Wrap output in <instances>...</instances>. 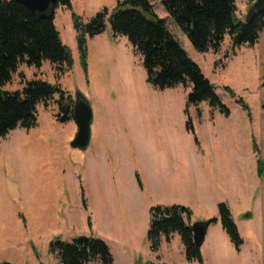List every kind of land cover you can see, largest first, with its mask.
I'll use <instances>...</instances> for the list:
<instances>
[{"label": "rangeland", "instance_id": "obj_1", "mask_svg": "<svg viewBox=\"0 0 264 264\" xmlns=\"http://www.w3.org/2000/svg\"><path fill=\"white\" fill-rule=\"evenodd\" d=\"M117 1L124 0L57 5L53 23L71 52L72 67L57 75L46 61L39 68L23 64L3 88L20 90L25 81L38 79L57 85L73 101L80 94L92 124L88 148L72 149L76 125L56 120L55 95L37 107L35 127L18 126L0 138V263L61 264L51 243L82 236L106 239L112 264L156 263V255L174 259L184 249L177 235L161 237L157 249H150L147 224L140 225L144 214L129 195L137 174L145 191L140 202L185 206L191 226L218 218L217 204L228 206L243 244L236 250L220 223H212L200 247L202 264H264V32L253 46L234 48L225 36L218 50L197 52L160 0H148L228 114L206 103L186 107L190 89L159 90L147 83L140 56L125 37L112 35L108 21L103 33L88 39L84 74L72 15L86 24L104 8L111 12ZM255 1L235 0L240 20ZM122 252L130 254L127 263ZM183 256L184 264H200Z\"/></svg>", "mask_w": 264, "mask_h": 264}, {"label": "trees", "instance_id": "obj_2", "mask_svg": "<svg viewBox=\"0 0 264 264\" xmlns=\"http://www.w3.org/2000/svg\"><path fill=\"white\" fill-rule=\"evenodd\" d=\"M160 2L168 17L197 52L218 50L225 36L229 37L234 48L253 46L264 32V12L250 22L242 21L236 15L235 0ZM58 5L70 7V2L59 0ZM72 20L85 75L88 39L103 33L108 21L112 35L125 37L133 51L140 56L147 83L159 90L187 87L190 90L186 96V107L206 103L210 108L217 107L228 114L213 85L169 32L165 20L153 12L148 0L117 1L111 12L104 8L86 24L74 14ZM44 61L55 68L57 75L70 70L73 64L70 50L63 45L56 31L53 15L50 16L48 12L43 16L15 0H0V138L18 126L26 129L35 127L37 107L41 103L46 105L55 95L56 120L60 123L73 120L74 101L57 85L32 79L25 81L20 90L10 92L3 89L21 65L39 68ZM225 90L233 96L229 88ZM186 127L189 128V125L186 124ZM257 173L262 178L263 163L258 160ZM136 179L141 186L138 175ZM217 210L218 218H210L203 224L208 227L212 223H220L238 250L243 241L228 206L219 203ZM149 216L146 235L151 250L157 249L161 237L167 240L172 234H177L182 241L186 260L202 264L200 248L194 243L192 226L187 222L191 216L187 207L157 205L150 208ZM51 244V250L57 254L61 264H87L95 260L101 264H112L109 248L100 239L87 238L82 243L55 240Z\"/></svg>", "mask_w": 264, "mask_h": 264}, {"label": "water", "instance_id": "obj_3", "mask_svg": "<svg viewBox=\"0 0 264 264\" xmlns=\"http://www.w3.org/2000/svg\"><path fill=\"white\" fill-rule=\"evenodd\" d=\"M29 10L36 11L43 16L50 12L53 15L58 5V0H15ZM264 12V0H256L248 10L245 22L252 21L257 15ZM73 121L76 125V134L70 143L72 149L85 151L91 141L92 112L87 101L77 94L73 105ZM207 226L203 222H197L192 225L193 241L197 247H201L206 235ZM87 237H79L76 241L82 243Z\"/></svg>", "mask_w": 264, "mask_h": 264}, {"label": "crops", "instance_id": "obj_4", "mask_svg": "<svg viewBox=\"0 0 264 264\" xmlns=\"http://www.w3.org/2000/svg\"><path fill=\"white\" fill-rule=\"evenodd\" d=\"M249 123V122H248ZM249 125V124H248ZM211 142V141H210ZM220 143V142H219ZM193 147L194 148H192V151L194 152V153H198V148H196V146L195 145H193ZM201 148V147H200ZM201 150H202V148H201ZM203 151V150H202ZM234 151V150H233ZM235 152V151H234ZM253 152V151H252ZM239 157H240V155H238V159H239ZM251 158H252V161H254L255 160V158H254V154L252 153V156H251ZM242 159L244 160L245 158H241V161H242ZM247 159V158H246ZM253 164V168H255V166H254V163H252ZM247 166H248V164H247ZM136 175L137 174H135L134 175V178H133V180H132V185H131V190L133 191V193L132 194H130L129 193V195H131L132 197H133V199L135 200V203H134V205H135V207L137 208V209H139L140 210V212L142 213V214H144V215H141V218H140V225H143V224H145V222H146V226H145V228L147 227V229H148V224H149V220H146V215L148 214V216H149V210H150V208L151 207H153V206H157V205H167L166 203H161V202H159V201H156V199H154V201L152 200V202H144V203H142V202H140V196H141V193H143V191H144V187H143V189H140V186H139V184H138V181H137V179H136ZM138 178H139V176H138ZM139 180H140V178H139ZM142 186H144L143 184H142ZM145 192V191H144ZM140 199V200H139ZM217 206H218V204H217ZM146 212H148V213H146ZM210 219V218H209ZM208 220V219H207ZM206 221V220H205ZM147 229H146V232H147ZM206 232H207V230H206ZM102 234H105L104 232L102 233ZM175 235H177V234H174V235H172V237H174ZM103 236V235H102ZM178 236V235H177ZM206 236V235H205ZM52 237V236H51ZM84 237H87V236H84ZM179 237V236H178ZM101 239V238H100ZM102 240L104 241V242H106V239H104L103 237H102ZM205 240V239H204ZM173 241H174V239H173ZM171 242V241H170ZM107 243V242H106ZM105 243V244H106ZM117 243V242H116ZM120 247H121V245H120ZM165 247H166V249L168 250V244L167 243H165ZM183 251H184V249H182V251H180L179 250V253L178 254H174V259L172 258V259H169V260H167V259H165V260H161L160 259V256H158V255H156V258H157V261H156V263H160V264H184L183 263V260H184V253H183ZM183 254H182V253ZM123 254H124V257H125V259L123 258V261L125 262V263H127V261L129 260L128 258H130V254H128V253H125V252H122ZM114 262L116 263V260H114ZM113 262V263H114Z\"/></svg>", "mask_w": 264, "mask_h": 264}, {"label": "flooded vegetation", "instance_id": "obj_5", "mask_svg": "<svg viewBox=\"0 0 264 264\" xmlns=\"http://www.w3.org/2000/svg\"><path fill=\"white\" fill-rule=\"evenodd\" d=\"M58 2H59V0H58Z\"/></svg>", "mask_w": 264, "mask_h": 264}]
</instances>
